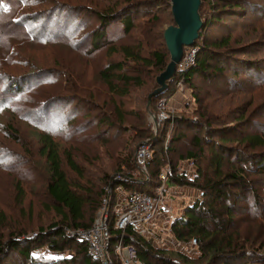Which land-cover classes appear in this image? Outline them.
Listing matches in <instances>:
<instances>
[{"label":"trees","instance_id":"1","mask_svg":"<svg viewBox=\"0 0 264 264\" xmlns=\"http://www.w3.org/2000/svg\"><path fill=\"white\" fill-rule=\"evenodd\" d=\"M159 1L126 0L117 11L106 5L102 10L94 11L91 7L63 6L60 0H0V177H14L12 201L18 210L8 223L10 217L0 208V231L4 227L11 228L6 232V239L0 238V264H99L89 256L86 241L79 236L69 237L65 229H90L94 219L88 215V209L94 211L107 198L108 186L112 187L108 222L111 243L116 244L122 239V243L133 245L138 258L146 264H264V186H261L263 193L258 190L264 183V40L251 36L248 42L238 40L237 43L231 32L215 35L217 27L222 30L236 28L230 23L238 18L251 17L253 20L247 26L260 25L259 28L264 29V1L202 0L199 13L203 24L194 44L201 46L196 63L182 71L177 69L167 82V89L153 95L152 99L153 102L154 99L169 98L181 82L190 90L195 108L191 115L181 113L174 118L175 133L169 146L154 150L147 164V175L134 179L130 174L115 181L111 175H106L101 183L103 188L95 193L88 189L94 184H84L85 188L68 177L67 172L81 175L79 163L71 152L75 149V140L72 141L75 114L73 110L65 115L58 113L59 110L55 112L57 107L64 105L67 99L64 96L55 95L52 100L45 97L65 93L70 72L66 69L44 70L38 60L28 55L61 46L77 50L86 64L91 63L90 55L101 51L108 40L131 34L136 20L144 17L150 20L153 15L151 21H157L159 18L155 14L161 4ZM169 4L171 8V1ZM84 12L96 17V25L88 18L85 20ZM248 31L253 32V29L245 27V34ZM87 39L91 51L80 52ZM163 40L162 50H152L148 58L141 55L139 45H120L119 49L114 45L107 46L106 52L110 56L120 53L124 63L127 59V62L131 60L144 67L154 66L162 73L170 60L164 37ZM245 50L250 53L248 58L240 55ZM122 60H109L100 71V78L114 97L125 96L138 81L124 73ZM120 83L123 88H119ZM202 85L212 86L215 98L228 95L224 105L229 106L228 111L203 112L198 90ZM154 86L153 90L158 87L157 82ZM116 112L123 120L122 111L117 109ZM195 115L197 119H193ZM220 115L224 118L217 121L215 118ZM26 125L34 128L31 131L36 142L26 136L31 133L23 127ZM142 128V134L134 139L148 138L161 146L165 132L158 138L149 127ZM193 129L210 132V135L206 138L197 132L189 134ZM188 134L191 148L180 153L179 144ZM59 141H70L73 148L62 150ZM204 141L211 146H206ZM15 144L22 148L24 155L31 156L32 163H36L33 158L44 160L45 167L42 168L45 171L40 169L44 172L41 176L44 182L36 189L46 191L56 213V220L46 226L36 224L31 218L34 211L28 196L35 197L34 186L39 185L34 178L37 173L34 172L32 178L19 170L26 162L12 153L11 145ZM169 154L170 160L167 159ZM184 159L196 162L192 177L179 173V162ZM167 164L170 167L166 176L168 185L189 186L201 192V198L188 204L169 224L175 241L195 243L196 257L154 246L137 226L128 225L124 231L114 227L118 192L155 194L153 189L159 185L161 168ZM250 175L254 176L251 178ZM247 200H250L248 205L242 207L240 203ZM237 209L244 211L245 218H253L249 223H254L256 230L249 233L246 228L241 230L243 226L241 228L238 223ZM242 224L252 229L248 223ZM41 249L44 253L36 255L35 252ZM66 251H71V255L47 256Z\"/></svg>","mask_w":264,"mask_h":264},{"label":"rangeland","instance_id":"2","mask_svg":"<svg viewBox=\"0 0 264 264\" xmlns=\"http://www.w3.org/2000/svg\"><path fill=\"white\" fill-rule=\"evenodd\" d=\"M63 6L73 7V8H80L83 7H91L94 11L102 10L103 6L115 8L116 11L118 8L125 3L126 0H60ZM131 2L136 1H145V0H130ZM170 1L171 0H160L161 4L158 6V11L155 15L159 18L157 21L152 22L150 20H146V18H140L137 22H135V27L131 31L132 33L129 35H119L116 38H111L108 40V43L103 46L101 51L95 53H89L92 62L87 64L84 62L85 59L79 56L77 53L78 51L75 49H68L61 46H55L51 48V50H42L43 53H36L32 52L31 56L35 60H38L40 64L43 65L44 70H68L70 72L69 77L67 78V85L66 92L63 94L54 93L49 96H46V100H52L55 95H62L66 99L64 101V105L57 107L55 112L59 110L58 113H62L63 115L68 114L69 111L73 110V114H75V122L73 125L74 134L72 137V141L75 142L73 145L75 149L71 151L74 153L76 157L77 163H79V167L81 169L80 177L68 173V177L72 179V181L79 182L82 186L87 188L85 185L91 183L94 186H91L89 191L95 193V191L99 192L104 185V179L106 175H111L114 179L113 181L120 179L124 176H128L132 174V178L136 179L139 178V175H147V165L146 167H142L138 161H136V157L138 151L145 147L149 150L150 158L149 162L153 157L154 150H157L160 147L165 149L168 148L170 140L175 133V121L174 118L181 113L186 114H193L192 110L195 108L194 103L192 101V97L190 95V90L187 88L186 85H183L181 82L177 84V87L173 94L169 98H162V99H154L152 102H149V95L152 93L154 85L156 84L155 78L161 74L159 70H157L154 66L152 67H144L138 63H133L131 60H125L123 62L122 58L123 55L120 53L112 54L110 56L109 52L107 51V46L119 47L120 45L127 46V47H137L141 48L139 52L142 56L148 58L150 56V52L155 50L156 48H160L162 50V46L164 45V33L165 29L170 26L174 25L173 16L171 15V8H170ZM260 3L264 0H256ZM264 3V2H263ZM210 15V13L207 12ZM86 20L88 18L93 25H96V17H92L93 15L88 12H84L82 14ZM248 17L246 19H235L233 23H230L231 27H236L234 29H215V35L221 36L222 34H228L231 32L237 43L238 40L240 42L247 41L253 38H262L264 40V29L261 30L259 28L260 25H249L253 19ZM153 28L151 29V27ZM242 26V27H239ZM245 27L248 30H252L253 32L248 31L245 34ZM201 40V39H200ZM200 42V41H199ZM242 44V43H241ZM244 44V43H243ZM83 49H80V52H90L91 49L89 47V39L86 40L85 43L82 44ZM119 49V48H118ZM201 49L200 45H193L187 50L184 49L185 56L189 54L187 59H189L190 54L195 51L194 55V62L197 54ZM245 53H240L242 57L248 58L250 53L248 50H245ZM244 52V51H243ZM43 54V55H42ZM108 56V57H107ZM66 58H70V60H66ZM111 61H119L122 60V63L125 64V74L128 76L137 78L134 87H130L128 89V93L125 96L114 97L107 88V85L104 81L100 78V71L106 66V62ZM71 61V62H70ZM58 63V64H57ZM196 63V62H195ZM194 63V64H195ZM193 64V65H194ZM41 66V65H40ZM191 67V66H190ZM165 71V70H164ZM163 71V72H164ZM117 84V83H116ZM119 88H123V85L120 83L118 84ZM158 88V87H157ZM200 91L202 103L204 108L202 109L203 112L207 111V114H218L223 113V111H228L229 106H225L227 103V96H219L215 98L212 92L214 90L212 86L209 85H202L198 87ZM190 97H189V95ZM215 94V93H214ZM148 95V96H147ZM244 102V106H245ZM117 109L122 111L123 113V120L120 119L118 113L116 112ZM146 109V110H145ZM197 115L193 117L196 118ZM215 118V117H214ZM224 118L222 115L215 118L217 121H221ZM24 125V124H23ZM148 125V126H147ZM216 126V125H215ZM28 132L26 136L30 138V140H34L36 142V138H34V133L31 130H34L32 127H28V125L23 126ZM142 127H149L154 134V137L158 136L161 138V134L165 132L164 141L162 139L161 146L155 145L150 141L148 138L146 140L134 139L138 134H142L144 128ZM137 130V131H136ZM189 134L194 135L195 132L200 134V136L210 135V132H206L204 130L193 129L190 130ZM137 132V133H136ZM186 135L183 140L180 142L179 152L185 153L187 150L191 148L189 139L190 135ZM32 136V137H31ZM184 136V135H183ZM3 139V137H1ZM207 138V137H206ZM210 138V137H209ZM209 140L215 141L212 138ZM84 141V142H83ZM32 142V143H33ZM68 142L59 141V146L63 150L64 147L73 148V145L69 144ZM83 142V143H82ZM87 143V144H86ZM206 146H211V143L204 141ZM11 150L14 155L21 156V159L26 162V164L22 165L19 170L22 172L27 173L29 176L34 177V172L37 173L35 178V183L39 184L38 186H34V196H28V200L33 207L34 216L31 218L35 221L36 224L46 226L51 221L56 220V213L53 210V204L49 199L46 191H40L36 189L37 187L41 186L44 181H42V175L44 174L43 167H45L44 160L38 161L39 159L33 161L36 163L31 162V156L24 155L22 148L19 145H11ZM167 158V157H166ZM170 154L168 158L170 160ZM41 169V170H40ZM169 169V170H168ZM45 171V170H44ZM170 167L169 165H165L161 168V173H169ZM196 172V162L191 159H184L179 162V173L184 174L185 176L192 177ZM264 174V173H263ZM249 176V175H248ZM254 175H250L252 178ZM160 177V175H159ZM255 178H259L255 175ZM264 178V175H263ZM15 179L14 177L11 178H3L0 177V208L3 209L7 215L10 217V223L13 219L14 214L18 212L16 208H14V204L12 201V193L13 183ZM259 181V180H258ZM264 182V180H263ZM162 180L160 177L159 185L153 189V193H157L158 189L162 185ZM85 184V185H84ZM255 186L257 184L255 183ZM260 184L258 187L259 192L263 193L261 190ZM94 188V189H93ZM110 186L106 188L109 192L107 195L108 199V217L106 223L108 224L110 218ZM165 195L162 205L160 206L161 211V218L160 223L156 224L155 226L151 225V229L149 231H142L143 234L150 239L154 246H158L164 249L176 250L179 251L186 256L196 257L198 255L197 247L195 243L189 244H182L177 241L171 236L169 231L168 223L170 224L172 220L178 217L184 210L188 204L198 200L201 198V192L197 189L192 187H185V186H177V185H168V183L164 185ZM121 193V192H120ZM158 194V193H157ZM126 196H123L122 199H125ZM101 201L100 205H98L97 209L94 211H90L88 209L89 216H93L94 222L97 220L101 213L103 212V202ZM250 200L241 202L240 205L242 207H246ZM48 206V208H47ZM239 206V205H238ZM107 209V208H106ZM237 215L240 219L238 223H241V228L243 226V231L248 229V233L257 229L256 225L249 223L252 219H247L243 216L244 211H240L237 209ZM121 212V211H120ZM27 213V212H25ZM166 218V219H165ZM167 224L164 225V223ZM93 222V224H94ZM242 223H248L247 226L252 227L249 229L245 227ZM92 224V225H93ZM91 225V227H92ZM109 227V226H108ZM246 228V229H245ZM91 229V228H90ZM11 228L4 227L0 231V238H7V233L10 231ZM65 231L68 233L69 237L79 236L77 235V231H73L70 228H66ZM86 241V240H85ZM44 253V249L38 250L35 252L36 255H40ZM64 256V255H71V251H66L64 253H49L47 256Z\"/></svg>","mask_w":264,"mask_h":264},{"label":"built area","instance_id":"3","mask_svg":"<svg viewBox=\"0 0 264 264\" xmlns=\"http://www.w3.org/2000/svg\"><path fill=\"white\" fill-rule=\"evenodd\" d=\"M194 55L195 51L192 52L189 59H187L189 54L185 56L184 52L183 58L177 69L182 71L193 66L195 63ZM150 156L149 150L142 147L138 151L136 161L145 168L149 163ZM166 176L167 173L160 174L163 183L157 191L158 194L155 192V194L152 195L141 191L126 193L120 190L118 192L119 196L117 203L114 207V211L116 212L114 227L124 231L128 225H134L144 232L149 231L151 225L153 226L156 222L157 217L159 215L161 216L160 206L164 200V185L165 183L167 184ZM123 196H126V198L122 199ZM108 202V199L104 200L103 212L100 217L95 220L91 229L77 231V235L86 240L88 244L89 256L99 264H146L142 259L140 260V258H138L137 250L133 245L122 243V239L116 244L111 243L110 227H108L106 223L109 212Z\"/></svg>","mask_w":264,"mask_h":264},{"label":"water","instance_id":"4","mask_svg":"<svg viewBox=\"0 0 264 264\" xmlns=\"http://www.w3.org/2000/svg\"><path fill=\"white\" fill-rule=\"evenodd\" d=\"M201 3L202 0H171L175 25L168 26L164 33L165 44L170 51V60L166 70L155 78L158 88L149 95V102L153 95L167 89V82L176 73L183 58L184 48L193 46L199 38L200 27L203 24L199 13Z\"/></svg>","mask_w":264,"mask_h":264},{"label":"crops","instance_id":"5","mask_svg":"<svg viewBox=\"0 0 264 264\" xmlns=\"http://www.w3.org/2000/svg\"><path fill=\"white\" fill-rule=\"evenodd\" d=\"M189 95V94H188ZM189 97H190V95H189ZM161 218V216L159 215L158 217H157V219H156V222L154 223V225L153 226H155L156 224H158V223H160V219ZM166 219V218H165ZM167 224V221H166V223H164V225H166ZM168 225H169V223H168Z\"/></svg>","mask_w":264,"mask_h":264}]
</instances>
